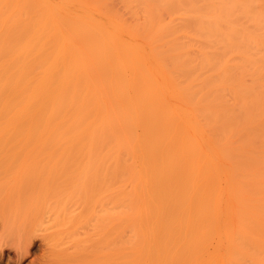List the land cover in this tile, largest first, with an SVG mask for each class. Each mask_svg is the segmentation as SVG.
<instances>
[{
    "label": "rangeland",
    "instance_id": "obj_1",
    "mask_svg": "<svg viewBox=\"0 0 264 264\" xmlns=\"http://www.w3.org/2000/svg\"><path fill=\"white\" fill-rule=\"evenodd\" d=\"M140 8L0 0V264L252 262L245 219L264 222V193L245 170L264 160L250 166L249 126L209 116L162 52L179 20ZM45 215L57 227L37 231Z\"/></svg>",
    "mask_w": 264,
    "mask_h": 264
},
{
    "label": "bare ground",
    "instance_id": "obj_2",
    "mask_svg": "<svg viewBox=\"0 0 264 264\" xmlns=\"http://www.w3.org/2000/svg\"><path fill=\"white\" fill-rule=\"evenodd\" d=\"M131 1L142 7L140 9L166 8L179 20L176 24L161 25L158 36L161 44L158 45L163 51H160L173 59L178 76L191 94L202 100L209 116L223 120L227 126H249L250 133L245 140L248 147L243 157L251 160L250 166L256 164L257 156L264 160V0ZM252 154H256V158ZM111 159L112 174L126 171L127 165L120 161L116 151ZM259 168L255 173L251 170L245 173L252 175L249 179L253 177L250 179L253 189L264 193V168ZM260 199L256 205L259 216L264 219V199ZM108 205L106 199L99 210L103 212L102 219L111 220L113 212ZM70 212L74 219L68 218L76 224L81 212L76 209ZM48 215L40 226L43 222L48 224L43 223L37 231L57 227L56 220L53 223L52 215ZM245 220L251 243L248 255L252 262L249 264H264V222ZM51 222L57 224L54 226ZM43 237L52 238L50 232ZM29 238L28 243H32V237Z\"/></svg>",
    "mask_w": 264,
    "mask_h": 264
}]
</instances>
